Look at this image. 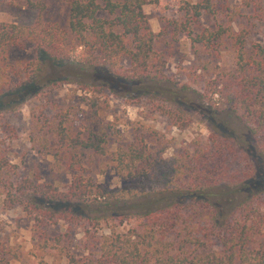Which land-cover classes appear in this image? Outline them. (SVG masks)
<instances>
[{"label": "trees", "instance_id": "trees-1", "mask_svg": "<svg viewBox=\"0 0 264 264\" xmlns=\"http://www.w3.org/2000/svg\"><path fill=\"white\" fill-rule=\"evenodd\" d=\"M23 1L43 9L39 1ZM150 1L71 0L66 28L41 19L30 26L0 25V92L16 76L27 81L16 93L32 96L42 86L76 84L86 94L84 110L59 108L37 122L39 132L54 141L46 154L55 170L75 172L70 183L58 191L18 180L0 149L2 202L32 217L45 241L52 238L43 228L66 224V232L52 239L56 246L72 225L84 222L83 253L76 257L65 249L67 264H264V45L246 46L248 32L235 28L234 13L227 25L194 31L202 14L216 11L212 0L186 3L181 20L168 26L206 50L228 43L235 66L206 81L203 94L176 86L165 77L159 35L143 12ZM239 3L258 10L264 0ZM28 45L36 58L25 69L8 61L11 50ZM42 59L69 68L39 81ZM106 92L160 102L159 109L180 129L195 114L207 136L169 158L163 150L150 152L143 140L118 144L111 153L113 172L125 185L108 189L86 176L82 164L85 155H108L109 134L98 121ZM98 227L108 232H91ZM4 253L1 248L0 264H7Z\"/></svg>", "mask_w": 264, "mask_h": 264}, {"label": "rangeland", "instance_id": "rangeland-1", "mask_svg": "<svg viewBox=\"0 0 264 264\" xmlns=\"http://www.w3.org/2000/svg\"><path fill=\"white\" fill-rule=\"evenodd\" d=\"M35 1L41 2L42 10L29 8L23 0H0V25L12 23L30 26L41 19L61 28L67 27L71 0ZM239 1L212 0L216 14H202L193 30H214L218 25H227L229 17L234 13L235 28L248 32L246 46L249 48L256 42L264 45V5L256 10L253 6H241ZM196 2L197 0H151L143 7V12L152 31L159 35L157 50L165 55V77L176 86L186 85L203 94L206 81L214 79L221 69L233 71L235 54L228 43L206 50L193 44L184 33L168 26L170 20H181L180 8L184 4ZM35 58L33 45L24 49L15 48L8 54V61L23 69ZM40 67V72L35 74V79L39 81L45 77L64 75L69 68L47 59H42ZM25 83L27 81L23 78L14 76L5 90L0 92V149L16 167V179L28 178L34 183L50 185L62 191L75 172L55 170L52 156L46 154V149L50 150L54 141L49 135L39 132L37 122L41 119L42 123L45 117H52L59 108L75 106L84 110L85 106L81 101L86 94L76 84L42 86L32 96L16 93ZM99 101L98 121L109 134L108 155H85L82 164L87 169L86 176L108 189H120L125 185L113 172L111 153L118 144L143 140L150 152L163 150V156L169 158L196 138L204 139L207 136L204 123L195 114H192L193 120L185 128L173 126L168 115L159 109L160 102H152L146 98L126 100L108 92L101 95ZM2 199L0 197V249H5L7 264H67L63 257L65 249L76 257L83 253L80 226H85L84 222H77L78 226L72 225L62 244L56 246L52 239L66 232V224L59 222L43 228L52 238L45 241L32 217L24 214L19 207L3 204ZM96 231L103 234L108 229L98 227L91 232ZM262 232L264 233V227Z\"/></svg>", "mask_w": 264, "mask_h": 264}]
</instances>
